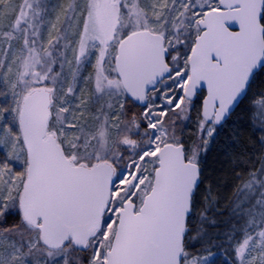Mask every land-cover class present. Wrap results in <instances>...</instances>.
Segmentation results:
<instances>
[{
    "label": "snow or ice",
    "instance_id": "obj_1",
    "mask_svg": "<svg viewBox=\"0 0 264 264\" xmlns=\"http://www.w3.org/2000/svg\"><path fill=\"white\" fill-rule=\"evenodd\" d=\"M238 110L222 227L207 156ZM220 256L264 264V0H0V264Z\"/></svg>",
    "mask_w": 264,
    "mask_h": 264
},
{
    "label": "trees",
    "instance_id": "obj_2",
    "mask_svg": "<svg viewBox=\"0 0 264 264\" xmlns=\"http://www.w3.org/2000/svg\"><path fill=\"white\" fill-rule=\"evenodd\" d=\"M232 120L235 121V123L231 125L233 129L228 131V135L224 134V136L221 137L223 139L222 141L220 140L219 144L221 148L226 149L230 153H228V155L223 152L214 154L217 156V159L215 161L216 166L212 173L213 175L211 176L218 186L216 191L219 193V204L213 209V213H210V215L216 214V219L222 227L230 220V211L233 203L238 199L242 200L244 198V192L238 191V188L233 191L235 179L232 164L229 162V159L230 157H234L236 153H239L242 148L249 147L248 145H245V143L248 142V132L252 129V127L248 125V117L245 112L238 110L232 117ZM238 131H240L242 136L245 137V140L242 141V144L239 145V147H237V144L233 145L228 143L229 136ZM231 193L233 196L229 199ZM227 199H229V201H226ZM219 230L222 229H216L214 231Z\"/></svg>",
    "mask_w": 264,
    "mask_h": 264
},
{
    "label": "rangeland",
    "instance_id": "obj_3",
    "mask_svg": "<svg viewBox=\"0 0 264 264\" xmlns=\"http://www.w3.org/2000/svg\"><path fill=\"white\" fill-rule=\"evenodd\" d=\"M248 117V115H247ZM233 128L231 126H229L228 128V131L229 130H232ZM235 133V132H234ZM239 133V136L238 137H233L237 140V147H239V145L242 144V141L245 140V137L242 136V133L240 131H238ZM189 134V133H186V135ZM224 134H227L228 133H224V132H221V134L216 138L215 142L212 144L211 146V150L210 152L208 153V156H207V167H208V175L211 177L213 174V171L215 169V166H216V159H217V156H215L214 154L218 153V152H223L225 153L226 155H228V153H230L229 151H227L226 149H223L219 146L220 144V140L222 141L223 138H221L222 136H224ZM259 135V133H256L254 132L253 129H251L249 132H248V142L245 143V145H248L249 147L248 148H251L253 143L255 142L256 140V137ZM229 144H232L231 143V140L229 139L228 141ZM257 147H259L257 145ZM219 155V154H218ZM239 187H242V185H240L236 180H235V185L233 187V191H235L237 188ZM233 193V192H232ZM231 193V195L229 196V199H231V196H233V194ZM246 193H244L245 195ZM229 199H227L226 201H229ZM223 259L224 257L223 256H220L217 258L216 260V264H223Z\"/></svg>",
    "mask_w": 264,
    "mask_h": 264
},
{
    "label": "flooded vegetation",
    "instance_id": "obj_4",
    "mask_svg": "<svg viewBox=\"0 0 264 264\" xmlns=\"http://www.w3.org/2000/svg\"><path fill=\"white\" fill-rule=\"evenodd\" d=\"M234 116V115H233Z\"/></svg>",
    "mask_w": 264,
    "mask_h": 264
}]
</instances>
